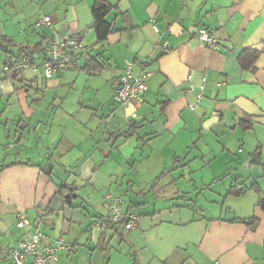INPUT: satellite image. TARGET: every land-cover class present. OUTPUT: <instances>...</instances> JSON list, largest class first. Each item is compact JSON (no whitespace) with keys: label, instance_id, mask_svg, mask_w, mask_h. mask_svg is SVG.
Returning <instances> with one entry per match:
<instances>
[{"label":"crops","instance_id":"1","mask_svg":"<svg viewBox=\"0 0 264 264\" xmlns=\"http://www.w3.org/2000/svg\"><path fill=\"white\" fill-rule=\"evenodd\" d=\"M106 1L114 30L97 42L95 0H0V36L12 42L0 40V264L36 229L78 246L51 264H264V212L251 189L264 190L251 158L260 146L264 163V0ZM45 15L52 29L37 26ZM76 33L92 48L75 68L50 79L42 68L3 72L21 47L44 44L40 67L49 41ZM246 49L260 52L253 70L239 63ZM91 59L102 68L85 70ZM128 63L151 75L144 102L121 105L113 83ZM204 73L191 110L188 76L199 86ZM65 184L76 198L55 203ZM236 185L250 189L228 195ZM107 192L137 215L131 230L108 224ZM20 213L32 228L16 226ZM253 216L255 229L234 222Z\"/></svg>","mask_w":264,"mask_h":264},{"label":"built area","instance_id":"2","mask_svg":"<svg viewBox=\"0 0 264 264\" xmlns=\"http://www.w3.org/2000/svg\"><path fill=\"white\" fill-rule=\"evenodd\" d=\"M37 26L52 29V18L48 15L43 16L38 21ZM198 38L207 47L215 51L221 49L220 41L206 28L199 29ZM91 48L92 45L87 43L83 36L78 33L67 38H55L48 42L46 57L40 67L35 63V57L23 56L6 62L3 67V72L18 74L30 68L34 70L42 68L43 76L46 79H50L57 73L75 68L79 57L89 52ZM150 75L151 73L145 69V65H143V69L139 74H134L132 63H128L126 73L117 78L113 83L115 101L121 105L129 102H144L148 91L147 81ZM206 81V73L203 74L202 82L199 86H196L192 82V74L188 76L186 94H194L196 98L194 103H189L191 110H195L198 103L203 99ZM0 86L2 87V83ZM105 199L109 203V221L122 223L124 230H131L135 227L137 215L123 211V199L121 196L112 195L107 192ZM16 226L20 229L33 227L24 213L19 214ZM47 239V235L44 232L36 229L29 238L20 240L16 247L7 248L5 255L12 259L11 264H51L52 262L58 261L62 252H72L78 248L77 245L66 242L62 238L51 242H47Z\"/></svg>","mask_w":264,"mask_h":264},{"label":"trees","instance_id":"3","mask_svg":"<svg viewBox=\"0 0 264 264\" xmlns=\"http://www.w3.org/2000/svg\"><path fill=\"white\" fill-rule=\"evenodd\" d=\"M111 10H112V5L106 0H95L92 6V14H93V18L95 21L94 32H95L97 42H102L106 40L112 32V25L108 21H106V16L109 14ZM0 40L3 42L4 47L10 48L9 45L12 44L11 41H9L4 36H0ZM43 47H44V44H41V43L35 46H23L19 49L20 57L18 58H21L23 56L35 57L36 54L40 53ZM259 55H260V52L257 50H252V49L244 50L239 56V63L241 67L244 70H253L259 58ZM18 58H14V59H18ZM14 59H11V60H14ZM11 60H7V62ZM101 68H102V64H100L95 59H91L89 64L85 67V70L93 71V70H98ZM247 122L245 120H242V127L245 130L250 129L252 127L250 120H248ZM261 156H262V150H261V147L259 146L257 150L251 155V158H252V163L254 165L261 167V170L264 175V163H262ZM4 168L5 167H1L0 173L4 170ZM248 189L250 188L241 187V186L239 187L236 185V186L231 187L228 195L234 196V197H240L242 195H245L248 192ZM251 189L257 193L258 206L264 212V190L261 189L256 184L252 185ZM76 190L77 188L68 186L66 184L61 186L59 192L57 193L55 197V203H58L59 200L63 201V199H66L67 194H72ZM49 210L53 211V209H50V208ZM234 222L243 223L249 226L250 228L255 229L257 225L259 224V219L253 216V217L244 218V219H235ZM108 224L112 225L114 228H120L123 225L122 223H113L111 221L108 222ZM134 264H137V263L135 262Z\"/></svg>","mask_w":264,"mask_h":264},{"label":"water","instance_id":"4","mask_svg":"<svg viewBox=\"0 0 264 264\" xmlns=\"http://www.w3.org/2000/svg\"><path fill=\"white\" fill-rule=\"evenodd\" d=\"M112 30H114V25L112 26ZM1 45H3V44H1ZM218 120H219V114H217V113H214L213 115H212V117L209 119V120H207L204 124H203V129H204V131H208V130H210L211 128H212V126L215 124V123H217L218 122ZM71 190H72V188H71ZM76 193L74 192L73 194H67L66 195V200L68 199V203L69 204H71L72 203V198H76Z\"/></svg>","mask_w":264,"mask_h":264}]
</instances>
